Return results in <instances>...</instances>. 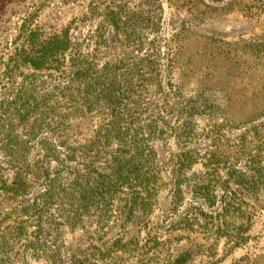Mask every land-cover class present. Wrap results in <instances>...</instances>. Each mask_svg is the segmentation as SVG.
Listing matches in <instances>:
<instances>
[{
	"label": "trees",
	"instance_id": "1",
	"mask_svg": "<svg viewBox=\"0 0 264 264\" xmlns=\"http://www.w3.org/2000/svg\"><path fill=\"white\" fill-rule=\"evenodd\" d=\"M122 1L93 8L83 20L101 26L86 40L73 24L24 32L18 77L0 93V264H201L220 242L232 253L251 239L264 136L252 126L234 139L256 113L231 115L209 82L243 63L191 18L162 44L158 0L127 17ZM203 1L248 16L264 7Z\"/></svg>",
	"mask_w": 264,
	"mask_h": 264
},
{
	"label": "rangeland",
	"instance_id": "2",
	"mask_svg": "<svg viewBox=\"0 0 264 264\" xmlns=\"http://www.w3.org/2000/svg\"><path fill=\"white\" fill-rule=\"evenodd\" d=\"M143 1L145 0H132L134 6L130 4L128 7L127 5L126 8L129 11L123 12L122 15L127 17L130 15V11L142 13L145 10L138 7V4ZM200 1L201 4L196 2L194 5L193 2L184 8L182 7L183 1L180 0H158L157 8L162 10L159 40L163 41L162 44L167 43L169 39H172L176 29L183 27L184 22L191 18L190 24H186V26H195V31L199 30L213 40L230 44L232 49H230L231 51L228 50V53L231 58L236 59L234 61L238 63H243V65L240 68L232 66L231 69L225 70L223 75L215 74L209 82L217 84L212 90L227 100L225 109L231 115L256 113L253 121L248 125L234 129L232 135L234 139L242 130L252 126H258L257 132L264 136V7L260 10L254 8L255 14L253 16L245 15L240 8L230 12H226L227 8H225V11L217 10L221 16L214 17L212 15L217 11L212 9L217 8L205 6L208 5V2ZM241 1L248 7H252L259 0ZM121 3L124 1L0 0V93L7 90V87L11 88L18 77L19 73L15 72L16 69L13 70L12 67L16 65L19 53L25 47L26 35L24 32L26 29H40L44 33L50 34L60 32L73 24L74 28L78 27L75 30L77 38H89L93 35V31L101 26L100 22L88 23L83 20L93 16V8L97 7L102 10L107 5L116 8ZM190 45H195V43H190ZM251 45H256L260 52L254 54ZM237 58L242 61L237 60ZM165 62L166 66L168 59H165ZM260 142L261 140L258 145ZM202 145L205 146L204 143ZM260 205L261 203L254 211H250L253 227L251 239L245 247L228 253L224 246L225 241L220 242L218 245L219 252L215 258H212L211 262L208 263L204 256L205 258L199 259L198 263L241 264L247 259L254 260L259 255H264V205ZM205 210L209 214L216 215L212 206L205 207ZM228 223L231 227L234 226L229 220ZM194 240L203 243L204 239L198 235L194 237ZM261 260L263 261L264 258ZM27 264H44V262L30 258Z\"/></svg>",
	"mask_w": 264,
	"mask_h": 264
}]
</instances>
